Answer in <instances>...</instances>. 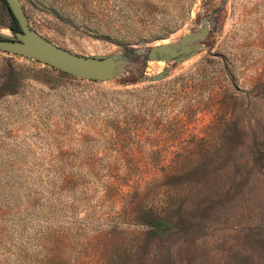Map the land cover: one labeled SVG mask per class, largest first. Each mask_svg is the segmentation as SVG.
Returning <instances> with one entry per match:
<instances>
[{
    "label": "rangeland",
    "instance_id": "obj_1",
    "mask_svg": "<svg viewBox=\"0 0 264 264\" xmlns=\"http://www.w3.org/2000/svg\"><path fill=\"white\" fill-rule=\"evenodd\" d=\"M20 1L52 43L123 63L96 81L0 51V264H264V0Z\"/></svg>",
    "mask_w": 264,
    "mask_h": 264
},
{
    "label": "water",
    "instance_id": "obj_2",
    "mask_svg": "<svg viewBox=\"0 0 264 264\" xmlns=\"http://www.w3.org/2000/svg\"><path fill=\"white\" fill-rule=\"evenodd\" d=\"M9 12L17 22L13 37L0 36V51L28 57L65 74L96 81H104L115 77L123 63V59L111 53L107 55H81L62 48L39 33L29 24L20 0H4ZM195 45H188L184 40L179 45L161 42L149 47L147 60L182 61L190 56ZM141 53L140 49L136 50ZM166 69L150 76L151 81L164 78Z\"/></svg>",
    "mask_w": 264,
    "mask_h": 264
},
{
    "label": "trees",
    "instance_id": "obj_3",
    "mask_svg": "<svg viewBox=\"0 0 264 264\" xmlns=\"http://www.w3.org/2000/svg\"><path fill=\"white\" fill-rule=\"evenodd\" d=\"M0 12L5 18L4 25L13 32L17 28V22L9 12L4 0H0ZM177 27V24L170 26L168 29H165L164 32H161L156 36V38H162L168 32L174 30ZM141 225L145 226L149 236L160 237L168 232L172 228V224L166 221V219L159 216L150 215L149 217H144L141 220Z\"/></svg>",
    "mask_w": 264,
    "mask_h": 264
}]
</instances>
